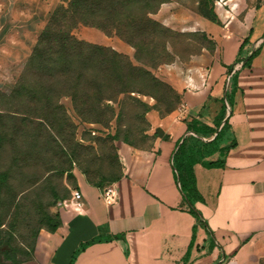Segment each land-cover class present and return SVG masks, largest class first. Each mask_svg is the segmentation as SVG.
I'll return each mask as SVG.
<instances>
[{"label":"crops","instance_id":"crops-1","mask_svg":"<svg viewBox=\"0 0 264 264\" xmlns=\"http://www.w3.org/2000/svg\"><path fill=\"white\" fill-rule=\"evenodd\" d=\"M39 3L48 5V0H0V10ZM173 5L163 3L151 17L168 28L175 18ZM243 8V16L230 13L222 29L196 20L202 32H212L216 46L212 54L204 51L189 63L167 67L164 80L182 102L166 117L151 113L147 135L159 129L168 139L151 138L150 146L141 149L119 146L121 176L108 185L115 192L109 202L101 195L105 187L75 174L73 203L80 206H67L57 229L40 233L35 264H264V0ZM80 39L91 42L87 36ZM94 44L130 58L134 53L114 36L102 34ZM231 76L232 105L220 127L227 121L226 145L235 147L224 154L222 168L193 167L203 201L194 203L192 214L172 155L180 141L194 135L187 130L191 121L204 124L207 107L222 109L224 81ZM220 157L216 152L205 161Z\"/></svg>","mask_w":264,"mask_h":264},{"label":"rangeland","instance_id":"rangeland-1","mask_svg":"<svg viewBox=\"0 0 264 264\" xmlns=\"http://www.w3.org/2000/svg\"><path fill=\"white\" fill-rule=\"evenodd\" d=\"M165 1L177 3L171 10L175 18L168 26L173 35L168 38L170 44L166 45L173 55V62L158 65L156 56L145 55L143 65L134 59V53L128 58L132 65L146 69L166 84L168 66L175 62L189 63L191 57L204 51L212 54L215 49L212 32H202L197 25L196 20L208 21L201 11L212 9L217 16L216 23L208 22L222 29L230 13L242 17L244 5L255 6L263 2ZM59 5L66 6L67 2L48 0V5H6L4 13L0 10V175L5 176V180L0 178V264H35V244L40 233L49 229L46 219L59 220L61 211L77 203L72 200L76 197L73 194L75 174L83 175L91 183H100L101 187L110 185L121 171L119 146L147 148L152 138L147 135L152 126L149 122L151 113L161 118L173 112L165 115L162 105L156 108L158 111L151 108L155 102L148 96L123 94L113 102L101 103L103 114L95 117L97 123H90L77 116L68 86L59 83L53 73L34 68L25 76L33 48L50 14ZM72 34L78 40L87 36L91 40L87 43L94 44L103 33L78 24ZM23 80L26 89L13 96V91L23 86ZM229 91L227 77L222 97L224 106ZM176 93L180 103L175 110L180 107L183 97ZM107 107L113 109V113ZM216 107H207L205 115L208 118L200 124L215 126L222 112ZM226 110L229 107L225 106ZM119 112L121 116L117 118ZM228 134L225 132L222 141L225 145ZM190 137L196 138L192 134L186 138ZM198 139L207 143L211 138Z\"/></svg>","mask_w":264,"mask_h":264},{"label":"trees","instance_id":"trees-1","mask_svg":"<svg viewBox=\"0 0 264 264\" xmlns=\"http://www.w3.org/2000/svg\"><path fill=\"white\" fill-rule=\"evenodd\" d=\"M61 2H67V5L57 6L50 14L26 64L25 76L34 68L53 73L58 77L59 83L68 86L69 97L77 116L90 123H97L95 117L98 118L103 114L104 106L101 103L113 102L123 94L148 96L155 102L151 108L156 109L162 105L165 115L175 110L180 98L168 84L154 77L146 69L132 65L126 55L109 47L78 40L72 34V30L78 24L96 28L105 36L114 35L130 46L134 50V59L143 65L145 55L156 56L159 59L158 65L169 64L174 58L168 52L166 45L170 44L168 38L173 35V31L151 17L157 13L165 0H61ZM201 15L208 21L216 23L217 16L212 9L201 11ZM244 43L246 40L242 45ZM242 45L239 50L242 49ZM256 52L257 50L243 65H246ZM232 80L233 76L229 80L230 87ZM25 89L23 80V86L15 89L13 96ZM229 96L230 94L225 96L224 103L231 108ZM221 101L223 102V99ZM225 106L222 104L221 115L214 127L191 121L187 130L196 138L183 139L176 145L172 155L171 163L179 189L188 211L192 214H195L194 203L203 201L196 188L193 167L200 163L207 169L222 168L224 154L235 147V143L231 142L219 148L227 131V121L220 127L225 115ZM107 108L113 113V109ZM120 116L121 112L117 118ZM200 137L212 138V140L202 143L198 139ZM152 138L167 140L168 136L155 129ZM216 152L220 153V158L215 161H205ZM120 176L121 171L111 183L116 182ZM0 178L5 180L4 175H0ZM87 181L94 187L103 188L100 183ZM46 221L49 232H54L60 224L59 220L51 217ZM85 246H81L80 250Z\"/></svg>","mask_w":264,"mask_h":264},{"label":"built area","instance_id":"built-area-1","mask_svg":"<svg viewBox=\"0 0 264 264\" xmlns=\"http://www.w3.org/2000/svg\"><path fill=\"white\" fill-rule=\"evenodd\" d=\"M226 106H227V104H226ZM227 107H228V106H227ZM193 136H194V135H193ZM114 194H115L114 189H113L111 186H107V187H105V188L102 190V192H101V195H102L103 200H104V201H107V202L113 200V198H114ZM73 199H75V197L72 198V200H73ZM75 206L78 207V206H80V204H79V203H76ZM64 207H65V205H64Z\"/></svg>","mask_w":264,"mask_h":264},{"label":"water","instance_id":"water-1","mask_svg":"<svg viewBox=\"0 0 264 264\" xmlns=\"http://www.w3.org/2000/svg\"><path fill=\"white\" fill-rule=\"evenodd\" d=\"M181 143V142H180Z\"/></svg>","mask_w":264,"mask_h":264}]
</instances>
